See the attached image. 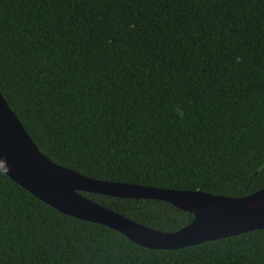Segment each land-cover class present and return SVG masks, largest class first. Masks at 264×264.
Segmentation results:
<instances>
[{
    "label": "trees",
    "instance_id": "trees-1",
    "mask_svg": "<svg viewBox=\"0 0 264 264\" xmlns=\"http://www.w3.org/2000/svg\"><path fill=\"white\" fill-rule=\"evenodd\" d=\"M0 91L43 154L87 177L226 197L264 188V0H0ZM83 195L163 232L194 219ZM0 264H264V229L152 250L0 169Z\"/></svg>",
    "mask_w": 264,
    "mask_h": 264
},
{
    "label": "water",
    "instance_id": "water-1",
    "mask_svg": "<svg viewBox=\"0 0 264 264\" xmlns=\"http://www.w3.org/2000/svg\"><path fill=\"white\" fill-rule=\"evenodd\" d=\"M0 169L60 213L106 226L152 250H179L264 229V188L244 197H226L98 180L53 162L33 142L1 91ZM83 193L162 201L191 213L194 219L178 231L163 232L109 210Z\"/></svg>",
    "mask_w": 264,
    "mask_h": 264
},
{
    "label": "snow or ice",
    "instance_id": "snow-or-ice-1",
    "mask_svg": "<svg viewBox=\"0 0 264 264\" xmlns=\"http://www.w3.org/2000/svg\"><path fill=\"white\" fill-rule=\"evenodd\" d=\"M190 152H195V147L193 146V147H190Z\"/></svg>",
    "mask_w": 264,
    "mask_h": 264
}]
</instances>
